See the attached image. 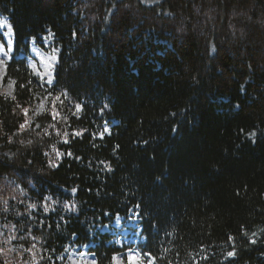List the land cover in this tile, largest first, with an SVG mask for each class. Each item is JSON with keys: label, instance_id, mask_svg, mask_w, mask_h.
<instances>
[{"label": "trees", "instance_id": "16d2710c", "mask_svg": "<svg viewBox=\"0 0 264 264\" xmlns=\"http://www.w3.org/2000/svg\"><path fill=\"white\" fill-rule=\"evenodd\" d=\"M0 15V264H64L68 245L114 264L127 247L101 229L132 214L150 264H264V0H0ZM47 33L50 86L27 62Z\"/></svg>", "mask_w": 264, "mask_h": 264}, {"label": "rangeland", "instance_id": "374dc122", "mask_svg": "<svg viewBox=\"0 0 264 264\" xmlns=\"http://www.w3.org/2000/svg\"><path fill=\"white\" fill-rule=\"evenodd\" d=\"M147 4H153L161 0H141ZM0 33L2 41H0V88L10 94L13 90L12 82H3L5 74V65L10 58L13 47V34L8 19L0 15ZM42 44L44 48L39 47L33 40L30 43V54L27 62L32 72L39 76L40 79L48 86L53 83L54 68L57 62L58 50L53 47V38L51 33L42 36ZM51 80L52 83H48ZM47 105L46 97L38 96L34 114L42 112ZM136 214H132L127 221H123L121 217L114 219L110 226L102 227V231L109 232L113 236V241L119 247H127L124 258L118 254L113 257L114 264H150L145 262L141 254L135 247L141 241L140 227ZM5 232V227L0 223V236ZM64 264H95L92 254L87 248L75 247L68 245L63 254Z\"/></svg>", "mask_w": 264, "mask_h": 264}, {"label": "snow or ice", "instance_id": "6c2138e0", "mask_svg": "<svg viewBox=\"0 0 264 264\" xmlns=\"http://www.w3.org/2000/svg\"><path fill=\"white\" fill-rule=\"evenodd\" d=\"M48 83H52L51 80L48 81ZM57 99H59V97H57ZM105 131H107V129H105ZM77 135H79V133H77ZM68 155H71V153H68ZM231 255V254H230ZM130 264H132V261L130 260Z\"/></svg>", "mask_w": 264, "mask_h": 264}]
</instances>
